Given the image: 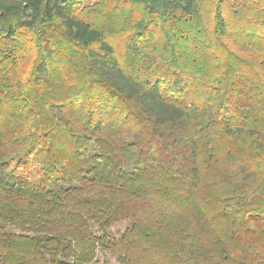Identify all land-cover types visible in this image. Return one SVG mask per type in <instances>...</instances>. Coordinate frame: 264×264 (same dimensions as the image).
Listing matches in <instances>:
<instances>
[{
  "label": "trees",
  "instance_id": "1",
  "mask_svg": "<svg viewBox=\"0 0 264 264\" xmlns=\"http://www.w3.org/2000/svg\"><path fill=\"white\" fill-rule=\"evenodd\" d=\"M99 251L264 264V0H0V264Z\"/></svg>",
  "mask_w": 264,
  "mask_h": 264
},
{
  "label": "rangeland",
  "instance_id": "2",
  "mask_svg": "<svg viewBox=\"0 0 264 264\" xmlns=\"http://www.w3.org/2000/svg\"><path fill=\"white\" fill-rule=\"evenodd\" d=\"M127 227H128L127 223L118 224L113 228V232L114 234H121L125 231ZM94 264H119V263L112 256L99 251L97 254L96 262Z\"/></svg>",
  "mask_w": 264,
  "mask_h": 264
}]
</instances>
